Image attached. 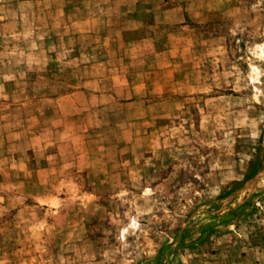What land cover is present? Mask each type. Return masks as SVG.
Segmentation results:
<instances>
[{"label": "rangeland", "instance_id": "obj_1", "mask_svg": "<svg viewBox=\"0 0 264 264\" xmlns=\"http://www.w3.org/2000/svg\"><path fill=\"white\" fill-rule=\"evenodd\" d=\"M0 264H264V0H0Z\"/></svg>", "mask_w": 264, "mask_h": 264}]
</instances>
